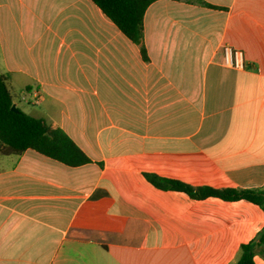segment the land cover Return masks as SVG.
<instances>
[{
  "label": "crops",
  "instance_id": "1",
  "mask_svg": "<svg viewBox=\"0 0 264 264\" xmlns=\"http://www.w3.org/2000/svg\"><path fill=\"white\" fill-rule=\"evenodd\" d=\"M205 1L220 7L152 2L146 60L93 0H0L16 105L41 106L92 159L0 155V264H235L258 204L146 176L264 188V0Z\"/></svg>",
  "mask_w": 264,
  "mask_h": 264
},
{
  "label": "trees",
  "instance_id": "2",
  "mask_svg": "<svg viewBox=\"0 0 264 264\" xmlns=\"http://www.w3.org/2000/svg\"><path fill=\"white\" fill-rule=\"evenodd\" d=\"M102 11L140 46L144 59L148 60L144 42V14L155 0H93ZM194 1V0H187ZM201 4L219 8L205 0H196ZM9 73L0 70V155H19L26 149L36 151L57 159L68 165H80L92 161L88 154L55 121L36 116L17 106L12 109L17 95L9 83ZM150 181L160 187L183 190L192 197L219 196L224 199L245 198L258 204L264 210V188H214L194 186L174 179L162 178L147 173ZM264 257V226L256 235L240 245L235 264H256L254 255Z\"/></svg>",
  "mask_w": 264,
  "mask_h": 264
},
{
  "label": "built area",
  "instance_id": "3",
  "mask_svg": "<svg viewBox=\"0 0 264 264\" xmlns=\"http://www.w3.org/2000/svg\"><path fill=\"white\" fill-rule=\"evenodd\" d=\"M224 53L226 63L236 67H242L244 65V54L241 49L234 48L232 45L226 44L224 45ZM31 100L34 103L39 102L40 99L38 92H35Z\"/></svg>",
  "mask_w": 264,
  "mask_h": 264
},
{
  "label": "rangeland",
  "instance_id": "4",
  "mask_svg": "<svg viewBox=\"0 0 264 264\" xmlns=\"http://www.w3.org/2000/svg\"><path fill=\"white\" fill-rule=\"evenodd\" d=\"M14 91L20 92V89H14ZM40 107L41 106L36 105V106H32V108L30 109L27 108V110L32 112L33 114H39L38 110L40 109Z\"/></svg>",
  "mask_w": 264,
  "mask_h": 264
},
{
  "label": "water",
  "instance_id": "5",
  "mask_svg": "<svg viewBox=\"0 0 264 264\" xmlns=\"http://www.w3.org/2000/svg\"><path fill=\"white\" fill-rule=\"evenodd\" d=\"M11 107H12L13 110H17L18 109L16 103H13Z\"/></svg>",
  "mask_w": 264,
  "mask_h": 264
}]
</instances>
